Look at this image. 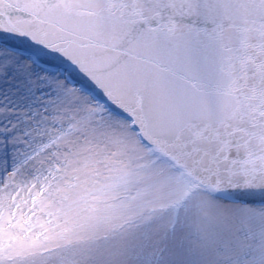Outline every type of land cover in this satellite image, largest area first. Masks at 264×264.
Here are the masks:
<instances>
[{
  "label": "snow or ice",
  "instance_id": "1",
  "mask_svg": "<svg viewBox=\"0 0 264 264\" xmlns=\"http://www.w3.org/2000/svg\"><path fill=\"white\" fill-rule=\"evenodd\" d=\"M0 264H264V0H0Z\"/></svg>",
  "mask_w": 264,
  "mask_h": 264
}]
</instances>
